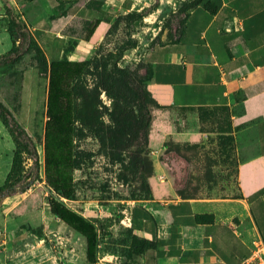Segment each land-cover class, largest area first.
<instances>
[{"label":"crops","instance_id":"1","mask_svg":"<svg viewBox=\"0 0 264 264\" xmlns=\"http://www.w3.org/2000/svg\"><path fill=\"white\" fill-rule=\"evenodd\" d=\"M205 2L209 8L200 6L190 12L179 43L156 46L145 58L154 71L148 88L167 108L149 106L151 124L146 135L154 167L149 178L152 198L133 205L127 221L152 247L135 264H241L257 244L264 245V0ZM5 3L57 60L74 39L66 33L72 21H92L98 17L96 6H101L103 18L140 12L152 0H80L62 28L50 23L51 0H0V9ZM0 17L5 19L4 14ZM108 28L102 22L86 51L78 52L80 41L69 60L87 59L92 52L88 53L89 46ZM236 99L244 109L234 117L244 124L237 133L243 156L237 169V196L200 190L182 198L172 192L162 177L160 156L175 151L183 158L200 151L206 139L193 120L197 114L186 109L231 107ZM197 216H211L213 222L198 224Z\"/></svg>","mask_w":264,"mask_h":264},{"label":"rangeland","instance_id":"2","mask_svg":"<svg viewBox=\"0 0 264 264\" xmlns=\"http://www.w3.org/2000/svg\"><path fill=\"white\" fill-rule=\"evenodd\" d=\"M182 2L183 0H172L164 5L159 3L158 10L148 14L139 25L131 22L132 26H128L126 22H120L109 33V24L104 36L93 46H89L91 49H87L88 53L92 51L88 58L99 49L112 58L113 68L125 69L128 65L145 62L151 44L167 43L170 34L179 26L178 21L183 18L180 13ZM155 4L156 1L152 0L145 10L148 11ZM0 13L3 15L2 9ZM118 16L119 14L114 18ZM5 24V20L0 17V56L6 54L12 45ZM66 28V33L74 37L65 45L66 54L74 52L80 41L78 52H85L90 41L85 40L86 28L81 21L74 20ZM130 40L137 42L136 48L125 51L119 58V47L129 44ZM46 54L51 61L50 54ZM12 71L14 70L0 71V101L12 111L32 138L40 169L25 155L23 178L17 193L0 205V229L4 232V237L0 238V264H89L86 259V241L50 214L48 199L51 197L95 223L122 218L120 223L110 227V234L104 244L107 254L101 255L97 264H135L136 259L130 260L125 256L122 240H127L130 209L140 202L131 200L133 195L140 194V177L132 171L126 172L119 165H113L99 152L95 140L84 138L78 145L88 152V159L83 170L76 173L77 180L83 181L78 186L76 201L58 198L47 187L43 168L44 123H41V114L45 112L43 106L46 101L47 79L39 76L34 69L24 75H12ZM94 84V80H88L89 87ZM16 99L22 104L19 113L15 110ZM100 100L104 106H111L112 101L104 93ZM229 109V113L208 111L202 119L198 115L196 120L193 119L206 136L200 151L188 152L183 158L175 151L160 156L164 171L162 177L172 192L180 197L195 196L200 190H222L229 197L237 196V169L243 160L239 153L237 133L244 124L237 123L238 118L234 117H240L244 109L239 101ZM229 125L234 133L231 135L233 142L222 139L226 135L219 133L222 128L228 129ZM13 152L12 138L0 121V187L10 171Z\"/></svg>","mask_w":264,"mask_h":264},{"label":"trees","instance_id":"3","mask_svg":"<svg viewBox=\"0 0 264 264\" xmlns=\"http://www.w3.org/2000/svg\"><path fill=\"white\" fill-rule=\"evenodd\" d=\"M32 2L34 0H25ZM80 0H51L54 5L50 17L52 26L65 25L72 16ZM148 11L119 14L117 18L100 16L101 6H96L98 17L92 21H81L86 28V42H89L98 26L106 21L111 24L110 32L120 23L132 26L142 24L148 14L159 8V0ZM206 0H184L180 4L179 26L170 34L166 44L179 43L185 34V26L190 12L200 6L210 7ZM89 7V6H88ZM5 15V29L10 36L11 49L0 56V71L14 70L12 75H24L30 69L47 79L45 112L41 114L44 141V177L47 187L60 199L76 201L79 184L77 171H82L88 159V152L82 150L78 142L84 138L95 140L99 152L113 165H119L126 172H134L141 179L140 194L131 200L140 202L152 198L149 178L154 175L153 162L148 156L147 130L151 124L150 105L160 109L167 108L158 104L148 85L153 80L154 71L150 63L140 62L128 65L125 69L112 67V58L97 50L91 58L81 61L69 60L66 46L63 56L66 58L48 60L46 49L32 35L27 23L19 13L5 3L2 8ZM68 29V28H66ZM121 45L118 57L125 51L135 49L137 42ZM76 45V43H74ZM165 44V43H163ZM162 44L152 43L148 52ZM68 56V58H67ZM116 65V63H115ZM95 84L89 87L88 80ZM104 93L112 101L110 107L102 104L100 97ZM17 100L16 112H21L22 104ZM239 101L240 100H237ZM43 110V111H44ZM229 113V107L204 109L188 108L186 113L197 114L203 118L206 112ZM45 121L43 122V120ZM0 121L7 129L14 143V152L10 171L0 187V205L4 200L17 193L23 178L25 155L29 156L39 170L40 163L32 138L12 111L0 101ZM219 132L229 142H233L232 128L229 125ZM147 171V172H145ZM39 173H37V177ZM49 211L52 216L72 229L86 241V259L89 264H97L99 257L107 254L105 239L110 227L120 223L121 219H105L98 223L87 220L56 198H49ZM122 217V216H121ZM211 216H197L196 223H212ZM127 240H122L125 256L132 260L143 257L152 247L148 240L135 232L134 225L126 228ZM114 253V252H112ZM115 255V254H114Z\"/></svg>","mask_w":264,"mask_h":264},{"label":"built area","instance_id":"4","mask_svg":"<svg viewBox=\"0 0 264 264\" xmlns=\"http://www.w3.org/2000/svg\"><path fill=\"white\" fill-rule=\"evenodd\" d=\"M4 237V232L0 229V238ZM241 264H264V245L257 244L252 256L244 260Z\"/></svg>","mask_w":264,"mask_h":264}]
</instances>
